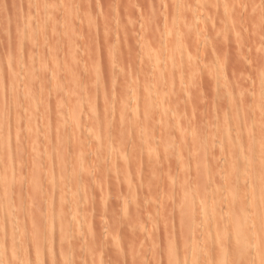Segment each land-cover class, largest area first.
Returning <instances> with one entry per match:
<instances>
[{
	"label": "rangeland",
	"instance_id": "1",
	"mask_svg": "<svg viewBox=\"0 0 264 264\" xmlns=\"http://www.w3.org/2000/svg\"><path fill=\"white\" fill-rule=\"evenodd\" d=\"M0 64V264L264 263V0H0Z\"/></svg>",
	"mask_w": 264,
	"mask_h": 264
},
{
	"label": "bare ground",
	"instance_id": "2",
	"mask_svg": "<svg viewBox=\"0 0 264 264\" xmlns=\"http://www.w3.org/2000/svg\"><path fill=\"white\" fill-rule=\"evenodd\" d=\"M194 34V33H193ZM192 34V35H193ZM198 37V36H197ZM39 39H40V37H39ZM200 39H202V38H200ZM206 40V39H205ZM180 43V42H179ZM181 49V48H180ZM183 51V50H182ZM185 52V51H184ZM185 54H188L187 53V51L185 52ZM182 55V54H181ZM187 56V55H186ZM4 59V58H3ZM215 59V58H214ZM186 60V59H185ZM214 62H216V61H214ZM172 64H173V62H171ZM180 63H181V61H180ZM1 65V64H0ZM14 65V64H13ZM191 67H193V66H191ZM188 68V67H187ZM118 70V69H117ZM6 72V71H5ZM217 72V71H216ZM176 79V78H175ZM143 88V87H142ZM146 88V87H145ZM150 89V88H149ZM147 90V89H146ZM103 106V105H102ZM263 107V106H262ZM264 109V108H263ZM127 113V112H126ZM139 112H134L133 113V116H134V120L135 121H140L139 120V116L141 117V115H142V117H143V114H140ZM256 114V113H255ZM128 114H125V113H123V114H121V117L123 118V117H125V116H127ZM132 116V115H131ZM120 117V118H121ZM141 117V118H142ZM132 118V117H131ZM144 118H142V120H143ZM263 119V118H262ZM126 120V119H125ZM145 120H146V118H145ZM142 127V126H141ZM117 129V128H116ZM250 132V131H249ZM229 133V132H228ZM231 133V132H230ZM10 134V133H9ZM223 134V133H222ZM257 135V134H256ZM253 136V135H252ZM118 137V136H117ZM234 137V136H233ZM254 137H256L255 136V134H254ZM258 137V136H257ZM122 138V137H121ZM134 139V138H133ZM254 139V138H253ZM237 142V141H236ZM14 143V142H13ZM102 144V143H101ZM109 144V143H108ZM87 145V144H86ZM257 145V144H256ZM10 146V145H9ZM7 147V148H6ZM5 148H4V151L3 152H7L8 150V146H6ZM103 147V146H102ZM257 147V146H256ZM103 149V148H102ZM249 149H251V147L249 148ZM239 152V151H238ZM7 153H9L8 155L10 156V154H11V152H7ZM29 153V152H28ZM3 154V153H2ZM12 155V154H11ZM6 156V155H5ZM8 156V157H9ZM13 156V155H12ZM15 156V155H14ZM251 156V153L249 154V158L247 159V161L248 162H250V159L252 158V157H250ZM21 158V157H20ZM64 158V157H63ZM79 160V159H78ZM81 161V160H80ZM4 162V161H3ZM111 162V161H110ZM252 162H254V161H252ZM80 163V162H79ZM86 163V162H85ZM114 163V162H113ZM112 166V165H111ZM109 168H110V166H109ZM108 168V169H109ZM118 169V168H117ZM123 169V168H122ZM113 170V169H112ZM4 171H5V174H4V178H2V179H8V180H10L11 181V175H12V170H9V169H7V170H5V168H4ZM28 171V170H27ZM1 178V177H0ZM63 178V177H62ZM1 179V180H2ZM0 180V181H1ZM60 182H62V181H60ZM64 182V181H63ZM62 182V183H63ZM257 185H255L256 186V188H254L255 190L254 191H252L251 192V198L252 199H254V198H258L259 199V201H263L264 200V171H263V173H262V175L260 176V177H258L257 178ZM256 182H255V184H256ZM39 183V182H38ZM37 183V184H38ZM62 183H60L59 185L60 186H62L63 187V184ZM10 184V183H9ZM58 184V183H57ZM69 185V184H68ZM72 185V184H71ZM75 185V184H74ZM82 185V184H81ZM40 187V186H39ZM62 187H59V190L58 191H60V193H62L63 192V188ZM83 187V186H82ZM244 188H245V186H243ZM32 189V188H31ZM246 190V189H245ZM102 194V193H101ZM2 197V196H1ZM1 197H0V199H1ZM17 197V196H16ZM19 197V196H18ZM241 197V196H240ZM250 198V199H251ZM56 199V198H55ZM253 201V200H252ZM1 202V201H0ZM235 202H237L236 204H238V206L241 208V209H244V208H246V207H242V202H245L244 201V199H243V201H242V199H237ZM234 202V203H235ZM248 203V202H247ZM256 205V204H255ZM234 206H236V208H237V205H234ZM3 207V206H2ZM256 207V206H255ZM264 207V206H263ZM253 208V207H252ZM251 208V209H252ZM58 210V209H57ZM236 211H237V209H235ZM240 210V209H239ZM245 210L246 209H244V212L243 213H245L246 214V212H245ZM70 211V210H69ZM235 211V212H236ZM241 211V210H240ZM240 211H238L237 213H241ZM243 211V210H242ZM253 211V210H252ZM256 211V210H255ZM59 215H62V210L61 211H58L57 212ZM64 213V212H63ZM73 213V212H72ZM237 213H235V215L237 214ZM242 213V214H243ZM255 212H253V214H254ZM231 214H233L232 213V211H231ZM241 214V215H242ZM256 214V213H255ZM55 215V214H54ZM247 215V214H246ZM249 215V214H248ZM212 216V215H211ZM255 216V218H256V220L257 219H261V221L263 222V224H264V210L261 212V214L259 213L258 214V212H257V214L256 215H254ZM90 218V217H89ZM198 218V217H197ZM236 216H234V215H229V221H228V219H227V221L229 222V223H231V225H232V227L234 228V231H233V241L235 242V243H239V245H247V243L249 244V245H251V247L253 246L255 249V251H256V249L259 247V249H260V246L262 245L261 243H263V245H264V229L262 230V231H259V232H261V234H259L258 233V231L257 230H254V231H250L249 229H247L246 230V226H245V228H243V223L241 222V220H239V221H237L236 219ZM255 218H252V219H254L255 220ZM80 219V218H79ZM218 218H214L213 220H214V222H213V224H211V225H213L212 227H213V230H214V232L215 233H219L218 231L219 230H217V229H219L218 227V220H217ZM250 219V218H249ZM250 221H248V223H249ZM255 222V221H254ZM1 223V222H0ZM2 223H4V222H2ZM1 223V224H2ZM10 223H11V221H10ZM35 223V222H34ZM251 223V222H250ZM5 224L7 225V224H9V223H6L5 222ZM9 225H11V224H9ZM249 225V224H248ZM2 226V225H1ZM8 226V225H7ZM12 226V225H11ZM253 226V225H252ZM251 226V227H252ZM3 227V226H2ZM9 227V226H8ZM250 227V228H251ZM254 227H256L255 225H254ZM257 227H258V225H257ZM257 227H256V229H257ZM262 227V226H261ZM6 228V227H5ZM4 227H3V229H5ZM253 228V227H252ZM2 229V230H3ZM7 230V233H8V231H10V228H9V230L8 229H6ZM260 230V229H259ZM11 231H13L12 229H11ZM32 231V235H33V230H31ZM85 231V230H84ZM83 231V232H84ZM257 231V232H256ZM4 233H5V231H4ZM4 233H2L3 235H4ZM9 234V233H8ZM8 234L6 235V233H5V235L6 236H8ZM85 235V234H84ZM262 237V238H261ZM9 238V237H8ZM261 239V240H260ZM1 241V240H0ZM9 244V243H8ZM261 244V245H260ZM220 245V244H219ZM259 245V246H258ZM0 246H1V244H0ZM222 246V245H221ZM38 247V246H37ZM263 247V246H262ZM2 248H0V250H1ZM253 249V248H252ZM264 249V248H263ZM7 250V249H6ZM37 250V249H36ZM259 251H261V250H259ZM175 252V251H174ZM254 255V254H253ZM223 251L221 250V252H220V255H218L216 258H217V260H216V263L215 264H223ZM33 258V257H32ZM174 258V257H173ZM19 259V258H18ZM250 259V258H249ZM257 259V260H256ZM260 259V260H259ZM198 260V259H197ZM225 260V259H224ZM257 261V263H253V264H264L263 262H261V258H255L252 262H254V261ZM17 261V260H16ZM15 261V262H16ZM37 261H38V259H37ZM255 261V262H256ZM4 262V261H3ZM3 262L1 263V264H3ZM15 262H14V264H15ZM18 262V261H17ZM33 262V261H32ZM5 263H7V262H5ZM10 263V262H9ZM9 263H7V264H9ZM19 263V262H18ZM12 264H13V262H12ZM225 264V263H224Z\"/></svg>",
	"mask_w": 264,
	"mask_h": 264
}]
</instances>
